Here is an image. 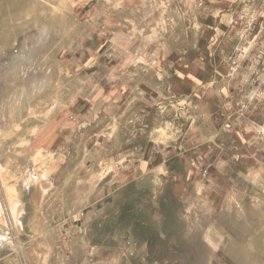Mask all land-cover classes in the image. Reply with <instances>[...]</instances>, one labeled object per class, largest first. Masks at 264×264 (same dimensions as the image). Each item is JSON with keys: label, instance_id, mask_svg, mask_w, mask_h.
Returning <instances> with one entry per match:
<instances>
[{"label": "rangeland", "instance_id": "obj_1", "mask_svg": "<svg viewBox=\"0 0 264 264\" xmlns=\"http://www.w3.org/2000/svg\"><path fill=\"white\" fill-rule=\"evenodd\" d=\"M0 165V264H264V0H0Z\"/></svg>", "mask_w": 264, "mask_h": 264}, {"label": "bare ground", "instance_id": "obj_2", "mask_svg": "<svg viewBox=\"0 0 264 264\" xmlns=\"http://www.w3.org/2000/svg\"><path fill=\"white\" fill-rule=\"evenodd\" d=\"M3 169H4L3 166L0 165V173H2ZM4 184H5L4 190L8 197V204H7V209H6L3 202L0 201V221L2 223L9 224V217H10L11 222L14 225V227L19 229L21 227L20 211H21L22 202L20 198H18L17 196H14L12 192V188H10V186H8L6 182Z\"/></svg>", "mask_w": 264, "mask_h": 264}, {"label": "crops", "instance_id": "obj_3", "mask_svg": "<svg viewBox=\"0 0 264 264\" xmlns=\"http://www.w3.org/2000/svg\"><path fill=\"white\" fill-rule=\"evenodd\" d=\"M149 103V106H152L154 109H157L156 110V112L159 114V112H165V111H167V112H170V111H175L176 110V102H170V103H168L167 102V100L166 99H163V100H158V99H153L152 101H148ZM158 104V106H160V107H157V105H154V104ZM170 105H173V106H170ZM175 105V106H174ZM227 107H228V105H227ZM177 111L178 110H176V113H177ZM179 112V111H178ZM140 116H141V119H140V122L144 125V126H146L147 125V123L150 121V116H149V114L148 113H143V114H140ZM156 127L159 129V125L157 124L156 125ZM158 145H162V148H160L161 150L164 148V143H162V142H160V143H158ZM156 147H157V145H156ZM159 149V148H158ZM150 163V162H149ZM144 166L145 165H147L146 163L145 164H143ZM146 167V166H145ZM163 168H165L163 165H160V167H159V170L160 171H162L163 170Z\"/></svg>", "mask_w": 264, "mask_h": 264}, {"label": "built area", "instance_id": "obj_4", "mask_svg": "<svg viewBox=\"0 0 264 264\" xmlns=\"http://www.w3.org/2000/svg\"><path fill=\"white\" fill-rule=\"evenodd\" d=\"M157 148H162V145H157ZM203 171H205V175H207V172H208V170L207 169H205V170H203Z\"/></svg>", "mask_w": 264, "mask_h": 264}]
</instances>
